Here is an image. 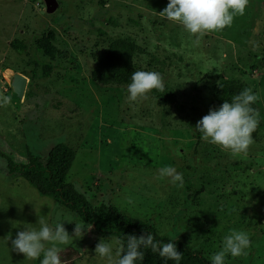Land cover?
<instances>
[{
	"label": "rangeland",
	"instance_id": "rangeland-1",
	"mask_svg": "<svg viewBox=\"0 0 264 264\" xmlns=\"http://www.w3.org/2000/svg\"><path fill=\"white\" fill-rule=\"evenodd\" d=\"M57 2L47 13L43 0H0V94L11 98L0 106V151L26 163L29 155L44 160L64 144L75 152L66 182L93 207L112 205L208 261L231 230H242L251 245L245 255L226 256L225 264H264V0H249L244 15L198 45L182 26L161 17L169 0ZM50 31L60 51L54 60L36 45ZM15 39L24 44L21 54L10 46ZM114 39L137 45L134 67L160 73L163 92L153 89L147 99L129 102L128 85L92 81ZM47 64L53 70L45 77ZM15 73L28 79V100L11 89ZM225 80L242 82L258 96L257 138L246 153L223 151L189 129L197 123L194 112L213 100L211 86ZM165 166L183 175V186L155 178ZM37 214L53 227L64 222L70 235L83 222L10 174L0 158V264H40L12 251L8 239L38 228ZM101 239L112 244L115 257L118 240L92 227L59 246L61 260L106 264L95 255Z\"/></svg>",
	"mask_w": 264,
	"mask_h": 264
},
{
	"label": "clouds",
	"instance_id": "clouds-1",
	"mask_svg": "<svg viewBox=\"0 0 264 264\" xmlns=\"http://www.w3.org/2000/svg\"><path fill=\"white\" fill-rule=\"evenodd\" d=\"M249 0H169L167 6L160 12L162 18L183 27L191 36L194 43L199 44L200 38L207 33L222 31L231 26L235 16L244 15ZM153 89L163 92L164 83L160 73L155 71H134L131 82L127 86V100L137 102L147 99V94ZM258 96L251 88H245L231 97V102L225 100L219 108L210 109L195 125V130L201 134V139L219 146L221 150L232 154L246 153L254 142L259 120V113L252 105ZM11 102V98L0 94V106ZM157 180L170 178V182L183 186V175L174 167L165 166L158 170ZM129 199V203H131ZM38 215V214H37ZM38 228H24L11 240L12 251L21 253L27 260H39L40 264H66L61 260L60 245L69 243L72 237L80 238L92 228L91 224L75 223L70 235L63 223L50 226L43 216L38 215ZM120 245L115 257L112 244L101 239L95 247V255L106 260V264H135L143 260L145 253L141 249H150L165 260L179 264L182 253L177 251L174 242H161L154 239L151 233L128 235L126 245ZM251 245L249 235L242 230H231L223 238L221 249L211 257V264H225L226 256L239 257L246 254ZM87 252L86 249L81 253ZM42 257V259H41Z\"/></svg>",
	"mask_w": 264,
	"mask_h": 264
},
{
	"label": "trees",
	"instance_id": "trees-1",
	"mask_svg": "<svg viewBox=\"0 0 264 264\" xmlns=\"http://www.w3.org/2000/svg\"><path fill=\"white\" fill-rule=\"evenodd\" d=\"M99 33L104 34L103 32ZM53 40L54 33L50 31L46 36H42L36 41L38 49L51 60L60 54V51L52 44ZM10 46L19 54L24 51V44L20 40H13ZM137 52V45L130 40H112L104 55L97 60L96 68L91 72L92 81L102 86L128 85L131 82L132 73L137 71L133 65V59ZM52 70V65H44L42 68L43 75L48 77ZM245 88L249 87L236 80H225L217 86H211L213 100L205 104L203 112L199 113L195 110L193 117L198 122L208 114L210 109L219 108L225 100L231 102V97ZM25 100H28V96L25 97ZM252 107L257 111L255 104ZM194 128L195 123L190 122V131L199 140L201 134ZM256 135L255 130L253 139L257 138ZM0 158L6 159L7 170L10 174L20 175L40 196L49 197L73 212L84 223L91 224L100 235L114 237L126 245L128 235L139 237L151 233L157 241L176 244L177 251L182 253L179 264H211V261L205 259L199 252L181 242L158 236L156 229L147 222L128 217L112 205L93 207L88 203L66 182L67 173L75 158V152L72 148L58 144L51 149L46 159L29 155L26 163H16L1 151ZM141 251L145 253L144 259L136 261L135 264H176L175 261L165 260L158 254L152 253L150 249H141Z\"/></svg>",
	"mask_w": 264,
	"mask_h": 264
},
{
	"label": "water",
	"instance_id": "water-1",
	"mask_svg": "<svg viewBox=\"0 0 264 264\" xmlns=\"http://www.w3.org/2000/svg\"><path fill=\"white\" fill-rule=\"evenodd\" d=\"M43 1L45 3L47 13H53L56 10L58 6L57 0H43ZM9 78H10L11 89L15 97L18 98L19 100L24 99L25 91L27 87V81H28L27 77L20 73H15L10 75Z\"/></svg>",
	"mask_w": 264,
	"mask_h": 264
}]
</instances>
